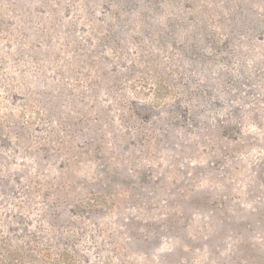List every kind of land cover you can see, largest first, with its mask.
Wrapping results in <instances>:
<instances>
[{
    "label": "rangeland",
    "instance_id": "374dc122",
    "mask_svg": "<svg viewBox=\"0 0 264 264\" xmlns=\"http://www.w3.org/2000/svg\"><path fill=\"white\" fill-rule=\"evenodd\" d=\"M0 264H264V0H0Z\"/></svg>",
    "mask_w": 264,
    "mask_h": 264
}]
</instances>
